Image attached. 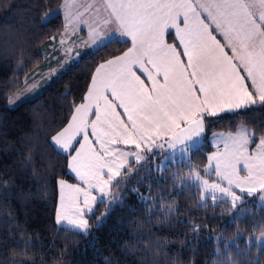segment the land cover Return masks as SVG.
<instances>
[{
  "label": "snow or ice",
  "instance_id": "snow-or-ice-1",
  "mask_svg": "<svg viewBox=\"0 0 264 264\" xmlns=\"http://www.w3.org/2000/svg\"><path fill=\"white\" fill-rule=\"evenodd\" d=\"M63 7L69 10L68 24L87 27L93 47L106 46L116 36L132 46L97 66L81 98L87 103L70 101L69 123L50 137L70 156L69 169L85 185L58 181L70 190L78 218L58 211L57 224L67 220L88 235L91 226L83 217L94 215L93 205L107 197V211L96 222L102 226L117 204L123 206L124 188L115 194L110 188L122 181L127 185L143 166L126 167L129 157L142 162L158 153L160 164L177 153L183 157L189 174L181 177L180 186L203 188L202 205L206 199L215 204L230 198L236 210L245 195L264 200V128L256 132L241 125L237 134L222 139L224 151L209 156L208 166L200 170L214 171L221 183L204 180L191 159L205 132L206 117L264 107V0H95L86 5L64 0ZM90 9L89 18H84ZM53 11L59 9L50 10L45 18ZM17 83L14 77L4 87L11 89ZM30 90L9 98L8 105ZM250 145L255 147L250 150ZM129 146L134 150L126 151ZM32 162L31 154L25 157V166ZM241 171L246 175L241 177ZM0 185L6 182L0 179ZM175 210V205L167 209ZM189 224L196 232L205 227ZM105 261L110 264L108 258Z\"/></svg>",
  "mask_w": 264,
  "mask_h": 264
},
{
  "label": "trees",
  "instance_id": "trees-1",
  "mask_svg": "<svg viewBox=\"0 0 264 264\" xmlns=\"http://www.w3.org/2000/svg\"><path fill=\"white\" fill-rule=\"evenodd\" d=\"M63 0H0V264H264V246L255 239L264 232V207L258 197L243 196L234 210L227 200L200 203L201 190L181 184L189 174L183 162L160 164V153L150 160L131 162L139 167L102 226L96 222L107 211L108 199L89 215L91 232L59 226L56 222L58 181L74 182L68 173L69 156L50 141L73 114L70 101L83 102L90 75L106 60L120 56L130 42L112 39L72 63L35 97L8 105L24 78L48 69L45 54L64 30ZM18 78L14 88L4 85ZM240 125L260 132L264 107L205 118L206 135L192 152L200 171L211 151L207 139L215 132H233ZM29 154L33 162L25 166ZM145 155H147L145 153ZM35 170V172H34ZM137 189L133 192L131 189ZM141 196L148 198L147 201ZM176 206L174 213L167 211ZM192 225L205 226L199 232Z\"/></svg>",
  "mask_w": 264,
  "mask_h": 264
},
{
  "label": "crops",
  "instance_id": "crops-1",
  "mask_svg": "<svg viewBox=\"0 0 264 264\" xmlns=\"http://www.w3.org/2000/svg\"><path fill=\"white\" fill-rule=\"evenodd\" d=\"M75 2L77 4L86 5L89 3H95V0H75ZM63 5H64V0L62 1V5L60 6V12L62 13L63 18H64V30L62 31V33L57 35L55 39L52 40L51 45L49 46V52H50V56L52 58L48 64L49 65L48 69L52 68L53 66H55V68L57 66L60 67V70L58 69V71L55 73V77L57 76V74L59 75L60 73H62L72 63L78 61L82 56L87 55V54L91 53L93 50L97 49V47H93L91 45V42L89 40V33H88L87 27L85 25H79V26L74 28L73 25L68 24L67 16L69 14V10H66L63 7ZM79 10L81 12H84L83 7H81ZM92 11L93 10L90 9L89 12H86L84 14V18H89V15L92 13ZM66 24H68L67 28H65ZM217 38L219 39L220 37H217ZM113 39L122 40L121 38H119V36H116ZM128 39L130 41V38H128ZM61 41H63V43H61ZM131 46L132 45L130 43V47ZM59 48L61 49V51H64V52L67 51L66 54H64V56L63 55L57 56V55H59L58 54L59 52H57V50L59 51ZM52 59H54V60H52ZM241 74H243V73H241ZM146 83H147V81H146ZM83 103H87V100L86 99L83 100ZM117 111L121 112V115L123 116V111L121 109H117ZM236 111H238V110H236ZM225 113H230V112H225ZM225 113H221V114H225ZM92 118L94 119V117H92ZM243 126L246 129H249L247 126H245V125H243ZM237 130H238V128L233 132H215L216 134H219L217 137L213 136L214 133L209 135L207 141H208L209 145L211 146V151L207 155V163L203 168L208 166V164H209L208 157L209 156H212L213 154H216L217 152L222 153L224 151V144L221 142L222 139L225 137H228L229 135L237 134ZM52 144L55 146V148L59 152L65 154L54 143H52ZM121 147L124 148L123 145H121ZM249 147L251 150V148H254L255 145H250ZM125 150L126 151H133L134 149L131 146H129ZM72 154L74 155V153H72ZM131 162H134V158L129 157V164L126 165V167H128ZM69 163H70V156H69V160H68V165H69ZM212 163L214 165L215 161H213ZM68 173L74 179V182H71V181H68L65 179H61V180L66 182V185L80 184L81 187H85V185L79 180V178L75 177V173L71 172L69 167H68ZM200 175L204 180H206L210 184L211 183H221V181H219V179L216 177L215 172L212 170H209L208 174H205L203 171H200ZM244 175H246V172L241 171L240 176L243 177ZM106 178L107 177H105V179ZM223 186H227V183L223 182ZM113 188H114V186L110 188L111 193H112ZM58 189H59V197H58L57 212L58 211L64 212L65 215L69 219H72V220L77 219L78 217L75 215V208L77 207V205L73 204L72 201L69 199V197L71 195L70 190L68 189V187H66V186L62 187L60 184H58ZM200 190H201V193L204 192L203 188H200ZM234 191H236L238 195L240 194L238 189H234ZM93 195H96L98 200H99L100 194L98 191H94ZM216 195H217V197H219L220 194L217 193ZM106 199H107V197L105 198V200ZM225 200H227L231 203L230 198L225 199ZM258 200H259V205L264 207V200H260L259 198H258ZM97 204H99V203H96L93 205L94 209H95ZM79 206L82 207L83 206L82 203ZM89 215H91V214L86 213L83 218L88 219ZM58 225L65 227V228H68V229H71V230L79 231V230L75 229L72 225L68 224L67 220L61 221L60 224H58ZM262 237H264V232L259 234L256 237V238L261 239V243L257 242V239H256V243L259 246H264V238H262Z\"/></svg>",
  "mask_w": 264,
  "mask_h": 264
},
{
  "label": "rangeland",
  "instance_id": "rangeland-1",
  "mask_svg": "<svg viewBox=\"0 0 264 264\" xmlns=\"http://www.w3.org/2000/svg\"><path fill=\"white\" fill-rule=\"evenodd\" d=\"M59 11H60V9H59ZM53 14L48 15L45 19L46 20L50 19L53 16ZM55 38H56V36H55ZM57 52H59L58 53L59 55H57V56H60V55L64 56V54H66L67 51L66 52L61 51V49L59 48V51L57 50ZM45 56L48 59V61L46 63V66H47V64H49L52 57L50 56V52H47L45 54ZM52 60H54V59H52ZM58 69L60 70V67L57 66L55 68V66H53L52 68H50L48 70L46 68L45 69H38V70H35L33 73L28 74L24 78V83H23L22 87L18 91H16V93L11 98L14 99L17 95L22 94L25 91V89H31V90L28 92V94L23 99L19 100V102L15 103L13 105H11V107H16L22 101L33 98L37 94H39L44 89L43 87H45L55 77V73L58 71ZM204 140H205V138L203 140H199V142H198L199 147L202 145ZM169 160L174 161V162L175 161L182 162L183 157L179 153H177L174 158L164 159L162 165L167 163ZM201 197H204V192H202ZM256 239H257V242L261 243V239H259V238H256ZM256 239H255V242H256Z\"/></svg>",
  "mask_w": 264,
  "mask_h": 264
},
{
  "label": "water",
  "instance_id": "water-1",
  "mask_svg": "<svg viewBox=\"0 0 264 264\" xmlns=\"http://www.w3.org/2000/svg\"><path fill=\"white\" fill-rule=\"evenodd\" d=\"M205 135H206V128H205V132L204 134L202 135V137L200 138V140H203L205 138ZM195 139V138H194ZM169 152H171L172 150H168Z\"/></svg>",
  "mask_w": 264,
  "mask_h": 264
}]
</instances>
